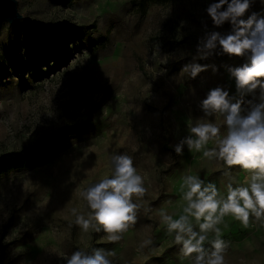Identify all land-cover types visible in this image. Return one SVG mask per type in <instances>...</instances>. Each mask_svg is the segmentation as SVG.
Here are the masks:
<instances>
[{
    "label": "rangeland",
    "instance_id": "rangeland-1",
    "mask_svg": "<svg viewBox=\"0 0 264 264\" xmlns=\"http://www.w3.org/2000/svg\"><path fill=\"white\" fill-rule=\"evenodd\" d=\"M214 2L17 0L23 18L0 22V157L41 145L0 173V264H65L73 252L95 249L113 251L112 264H192L196 254H183L160 217L161 210L173 219L183 214V177L199 176L223 197L229 184L250 180L186 145L181 155L174 150L197 123H215L226 135L224 118L206 116L200 102L217 86L236 95L227 68L246 62L218 48L195 61L210 67L194 79L183 71L206 32L231 31L207 15ZM253 12L264 15V0H251L244 18ZM242 99L246 114L249 101L260 102L259 89ZM118 154L132 157L147 192L133 198L142 204L136 223L112 243L103 230L83 232L71 209L87 218L80 192L111 178ZM216 227L226 264H264V223L250 215L245 228L226 215ZM207 237L203 247L212 250L216 234ZM145 240L151 243L141 248Z\"/></svg>",
    "mask_w": 264,
    "mask_h": 264
},
{
    "label": "clouds",
    "instance_id": "clouds-1",
    "mask_svg": "<svg viewBox=\"0 0 264 264\" xmlns=\"http://www.w3.org/2000/svg\"><path fill=\"white\" fill-rule=\"evenodd\" d=\"M226 6V7H225ZM251 0H218L206 8L207 15L216 27L230 23L231 31L221 34L218 31L206 32L197 46V55L193 62L186 64L183 71L195 78L209 65H201L196 60L207 59L216 54L245 57L246 62L237 67L229 66L227 71L235 81L236 95L217 86L209 89L200 107L206 116L218 114L224 118L226 135H220L215 123H197L190 128L191 135L174 146L177 155H181L186 145L189 151L202 152L208 159L222 161L229 169L238 166L250 173L247 186L228 185L227 196L220 195L215 184H205L195 175L183 177L182 199L185 202L183 214L178 219L160 211L161 221L167 225L169 234L175 233V243L182 245L185 256L195 253L192 264H226L224 251L227 247L220 239L221 229L216 227L226 215L239 220L245 228L249 226V217L264 223V15L253 12L247 16ZM216 71L215 66H211ZM259 89V103L253 104L246 114L242 113L243 96L253 94ZM239 95L241 98H237ZM214 147L208 148L209 142ZM111 178H101L80 192L90 210L87 218L77 214L76 224L83 232L90 229L103 230L108 242H118L130 225L136 223L137 211L147 192L145 177L138 174L133 166L132 157L124 154L112 155ZM199 223L200 232L193 230L191 219ZM203 219V223H200ZM214 231L216 239L210 241L212 250L203 247L208 239L207 233ZM145 240L141 248L150 244ZM113 251L95 249L92 254L77 250L65 259V264H112L109 259Z\"/></svg>",
    "mask_w": 264,
    "mask_h": 264
},
{
    "label": "trees",
    "instance_id": "trees-1",
    "mask_svg": "<svg viewBox=\"0 0 264 264\" xmlns=\"http://www.w3.org/2000/svg\"><path fill=\"white\" fill-rule=\"evenodd\" d=\"M56 143V140H54L53 142L50 143V145H54ZM41 145L40 141H37V143L31 147V148H25L22 149L19 152H11V153H6L3 154L0 157V173L1 171L11 165V164H19L20 162H22L24 160V154H26V156H31Z\"/></svg>",
    "mask_w": 264,
    "mask_h": 264
},
{
    "label": "water",
    "instance_id": "water-1",
    "mask_svg": "<svg viewBox=\"0 0 264 264\" xmlns=\"http://www.w3.org/2000/svg\"><path fill=\"white\" fill-rule=\"evenodd\" d=\"M22 18L18 11L17 0H0V22L11 25Z\"/></svg>",
    "mask_w": 264,
    "mask_h": 264
}]
</instances>
